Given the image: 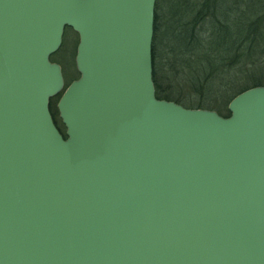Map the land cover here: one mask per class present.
I'll return each mask as SVG.
<instances>
[{
    "label": "water",
    "instance_id": "obj_1",
    "mask_svg": "<svg viewBox=\"0 0 264 264\" xmlns=\"http://www.w3.org/2000/svg\"><path fill=\"white\" fill-rule=\"evenodd\" d=\"M155 4L0 0V264H264V86L158 98Z\"/></svg>",
    "mask_w": 264,
    "mask_h": 264
},
{
    "label": "rangeland",
    "instance_id": "obj_2",
    "mask_svg": "<svg viewBox=\"0 0 264 264\" xmlns=\"http://www.w3.org/2000/svg\"><path fill=\"white\" fill-rule=\"evenodd\" d=\"M193 1L196 0H157L159 26L156 34V47L159 54L166 53V66H168V68L165 66L163 68L162 65L163 69L159 71L161 74L164 73L170 82V100L179 99V103L184 107L196 108V91L199 90L203 93L202 98L205 102L222 106L232 94L244 86L255 80L264 79V65L256 62L252 68L244 66L243 60L247 55L245 53L238 56L234 53L221 54V56L242 60L231 70H238L239 66H244L245 69L235 74L229 70L228 75L223 78L220 76L223 67L217 68L214 74L208 77L210 76V67L216 68L217 61H214V57L211 59V54L208 51L199 49V46L196 48V37L193 42H189V37L191 31L193 35L198 31L199 40L207 39L211 35V29L210 27L208 29L207 25L204 29H201V26L197 28V25L194 24L193 30H191L194 18V13L191 11ZM251 1L249 3L243 2V0H223L213 6L216 18L218 17L222 22L229 21L227 32L230 33L231 38L226 44L229 50H232L234 44L239 42L245 34V28L249 24L247 18L259 15L263 9V4L260 1ZM230 9H236V11L228 13L227 11ZM210 21L208 19L209 23ZM259 26L264 27V21ZM214 27L216 32L215 24ZM214 34L217 36V32ZM76 44V33L66 27L60 48L50 57L52 61L61 66L67 83L78 76L74 62ZM218 44L220 41L212 45V50L216 49ZM205 79L207 81H204Z\"/></svg>",
    "mask_w": 264,
    "mask_h": 264
},
{
    "label": "trees",
    "instance_id": "obj_3",
    "mask_svg": "<svg viewBox=\"0 0 264 264\" xmlns=\"http://www.w3.org/2000/svg\"><path fill=\"white\" fill-rule=\"evenodd\" d=\"M223 0H196L193 1V9L191 10L194 13V18L191 24V30H193V25L196 24L197 28L198 26H201V29H204L205 25H207L208 29L210 27L211 29V35H209V38L199 40L200 34L198 31H196V36L192 34L189 37V42H193L194 37H196V48L199 46V49L203 51H208V53L211 54V59L214 57V61H217L216 68L210 67V76L214 74L215 70L217 68H222V71L220 72V76L228 75V71L231 69H234L233 67L241 62L242 60H239V58H229L225 56H221V54H227V53H234L236 56L240 54H247L246 58L243 60L244 66L246 67H253L256 62H259L260 64L264 65V27H260V23L264 21V0H254V1H260L263 4V9L259 15L250 16L247 19L249 20V24H247L245 28V34H243L241 40L239 42H236L231 48L232 50H229L227 48V41L231 38L230 33L227 32L228 29V22L227 21H220L219 18L214 15L213 13V6H215L217 3ZM243 2H249L251 3V0H243ZM242 2V3H243ZM194 6H196V9H194ZM242 6V5H241ZM236 9H230L227 12H235ZM157 0H156V9H155V22H154V36L152 41V76L153 81L155 85V92L156 96L160 99H168L170 100L169 96V89H170V82L167 80L166 75L164 76V73L161 74L159 70H162L164 66H166V53L162 54L158 52V49L156 47V34L158 32V14H157ZM227 14V13H226ZM208 19H210V23L208 22ZM226 22V23H225ZM217 36H215V27ZM229 30V29H228ZM220 41V44H218L217 48L212 50V45ZM245 44V45H244ZM244 45V48H243ZM172 52V50H170ZM259 52V53H258ZM257 54V55H255ZM210 59V61H211ZM163 65V68H162ZM211 66V65H210ZM244 66H239L238 70H231L232 74H235L237 72H241V70H244ZM231 74V73H230ZM222 78V79H223ZM204 81H207L205 79ZM254 85H264V79H258L250 83L249 85L244 86L242 89L237 91L236 93L232 94L224 105L219 106L217 104H210L204 101V98H202L204 95L201 91H196L197 94V100H196V108H204V109H213L216 110L219 114L223 116H227L229 114L227 110L228 102L239 92L243 91L244 89H247ZM179 103L178 100H173ZM55 103L56 99H53L51 101L50 109L52 112L55 111ZM54 114V113H53ZM55 123L58 127L59 131L62 133V135L65 137L64 134V127L60 123L59 119L56 117L55 112Z\"/></svg>",
    "mask_w": 264,
    "mask_h": 264
},
{
    "label": "flooded vegetation",
    "instance_id": "obj_4",
    "mask_svg": "<svg viewBox=\"0 0 264 264\" xmlns=\"http://www.w3.org/2000/svg\"><path fill=\"white\" fill-rule=\"evenodd\" d=\"M52 117H53V114H52Z\"/></svg>",
    "mask_w": 264,
    "mask_h": 264
}]
</instances>
